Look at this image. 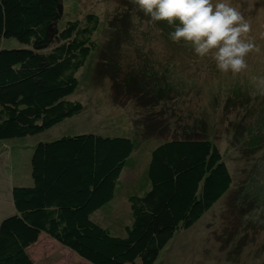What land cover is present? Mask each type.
<instances>
[{"label": "rangeland", "instance_id": "374dc122", "mask_svg": "<svg viewBox=\"0 0 264 264\" xmlns=\"http://www.w3.org/2000/svg\"><path fill=\"white\" fill-rule=\"evenodd\" d=\"M230 2L248 22L245 38L255 46L237 73L220 71L190 42L171 40L174 24L152 21L133 0H62L59 29L67 20L84 22L88 13L98 18L95 47L67 96L83 109L40 133L0 140V217L15 213L11 187L33 184L31 156L38 142L78 133L121 136L136 146L113 198L91 218L124 237L132 223L129 197L151 186L152 150L186 135L208 138L232 184L191 227L171 233L152 264H264V0ZM26 46L15 37L0 40V49ZM41 237L28 249L35 264L88 263Z\"/></svg>", "mask_w": 264, "mask_h": 264}, {"label": "trees", "instance_id": "16d2710c", "mask_svg": "<svg viewBox=\"0 0 264 264\" xmlns=\"http://www.w3.org/2000/svg\"><path fill=\"white\" fill-rule=\"evenodd\" d=\"M62 11V0H0V40L27 45L0 49V140L40 133L83 109L67 96L95 47L98 18L88 13L59 29ZM135 146L130 138L96 133L38 142L33 184L12 187L15 213L0 221V264H35L27 247L41 232L87 264H152L171 233L191 227L232 184L213 141L166 140L151 153L150 189L129 197L127 235H112L91 215L113 198Z\"/></svg>", "mask_w": 264, "mask_h": 264}, {"label": "clouds", "instance_id": "9594fccd", "mask_svg": "<svg viewBox=\"0 0 264 264\" xmlns=\"http://www.w3.org/2000/svg\"><path fill=\"white\" fill-rule=\"evenodd\" d=\"M152 21L174 24L169 37L190 42L198 56H210L216 67L233 73L244 69L255 46L245 38L249 24L230 0H133Z\"/></svg>", "mask_w": 264, "mask_h": 264}, {"label": "crops", "instance_id": "0c3cea01", "mask_svg": "<svg viewBox=\"0 0 264 264\" xmlns=\"http://www.w3.org/2000/svg\"><path fill=\"white\" fill-rule=\"evenodd\" d=\"M12 188V187H11ZM5 216L3 215L2 217H0V221H1V219L2 218H4ZM41 236H43V237H49V238H52L49 234H47L46 232H44V233H42L41 232V234L39 235V237H40V239L42 238ZM40 239L38 240V241H36L35 243H37V242H39L40 241ZM54 239V238H53ZM55 240V239H54ZM56 241V240H55ZM57 243H59L58 241H56ZM35 243H33V244H31L30 246H28L27 247V252L29 253V248L32 246V245H34ZM59 244H61V243H59ZM62 245V244H61ZM63 246H65V245H63ZM66 248H68L67 246H65ZM63 248V247H62ZM69 249V248H68ZM73 251V250H72ZM76 253V252H75ZM70 254V253H69ZM77 254V253H76ZM76 254H74V255H76ZM30 255V254H29ZM73 254H72V257H75ZM71 256V255H70ZM79 256V254H77L76 255V257H78ZM30 257H31V255H30ZM79 257H81V256H79ZM82 258V257H81ZM31 259H32V257H31Z\"/></svg>", "mask_w": 264, "mask_h": 264}]
</instances>
